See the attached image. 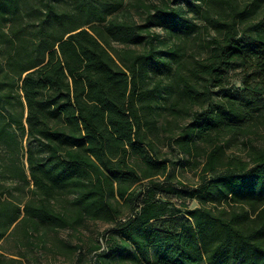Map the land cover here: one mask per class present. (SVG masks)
<instances>
[{
	"label": "trees",
	"instance_id": "16d2710c",
	"mask_svg": "<svg viewBox=\"0 0 264 264\" xmlns=\"http://www.w3.org/2000/svg\"><path fill=\"white\" fill-rule=\"evenodd\" d=\"M178 1L202 29L218 30L201 38L204 57L189 60L188 39L163 53L152 42L160 37L149 31L152 22L187 35L199 28L168 0L127 1L124 8L147 12L144 24L107 18L124 0H108L104 10L80 6L78 14L56 0L29 7L0 0V264L29 263L28 253L49 249L60 229L77 231L89 220L114 224L106 250L98 252L97 238L86 247L60 242L82 257L94 254V264H264V144L249 140L244 156L226 151L231 137L264 124V86L245 80L243 97L228 91L193 109L212 98L209 86L227 81L223 70L236 60L253 61L251 74L264 78V16L251 23L247 42L237 17L247 3ZM263 1H251L249 13ZM215 7L235 16L214 15ZM112 39L144 47H115ZM149 67L167 69L168 83L148 86ZM165 111L174 126L193 111L173 141L194 155L199 186L153 178L166 171L153 141L167 129L159 117L172 123ZM135 154L138 168L130 163Z\"/></svg>",
	"mask_w": 264,
	"mask_h": 264
},
{
	"label": "rangeland",
	"instance_id": "374dc122",
	"mask_svg": "<svg viewBox=\"0 0 264 264\" xmlns=\"http://www.w3.org/2000/svg\"><path fill=\"white\" fill-rule=\"evenodd\" d=\"M22 5L24 7H29L30 5L39 4L43 6L44 1L46 0H22ZM51 2L53 0H50ZM108 0H56L58 7L64 10L75 11L77 14L80 10V6H96L102 10L106 9ZM129 0H124V4L115 12H110L107 15V18L116 16L118 19H133L137 23L144 24L147 21V12L142 9H137L135 5L127 6L125 5ZM134 1V0H130ZM145 1H154L158 2L159 0H145ZM240 8L247 3V6L244 7L246 12L245 15H237L239 20V33L245 38L248 42L254 35L255 31L252 28L251 23L256 22L258 19L264 16V1L260 5H255L254 10L249 13V10L252 9L253 5L250 3L253 0H239ZM169 5L173 7H182L184 11V16L190 18L194 23H196L199 28L191 30L190 34H185V29L180 28L176 32L169 31L166 27L157 22H152L149 25V31L151 33H156L160 37L152 38V42L157 46L160 52H164L168 47L173 46L175 43H180L183 40H187V53L189 60L197 59L204 57L206 55V50L201 45V38H209L211 35H217V29L208 26V31L202 29L204 21H202L194 12L187 11V7L182 5L181 1L178 0H168ZM153 11V10H152ZM214 15L230 17L231 15L235 16V11L222 13L219 7H215L212 11ZM103 24V23H102ZM143 39L145 40L146 33L143 32ZM111 44L115 47H131L135 49H143L144 43L134 41V42H121L117 39H112ZM254 69V62H242L236 60L232 62L228 68L224 71L227 81H225L222 86H209L211 89V99L205 100L203 103L204 107L194 106L193 109L200 111L203 110L209 103H212L227 93L228 91L232 93L233 97H243L244 96V81L247 80L252 86L261 84L264 86V78H254L251 74ZM184 72H187L184 70ZM148 86H152L156 79H163L164 85L168 83L169 72L164 67H161V70L152 71V67H149L148 70ZM161 95H166L165 89H161ZM264 99V92H263ZM162 105V104H161ZM160 108V107H159ZM160 111V109H158ZM163 113V112H162ZM193 111L189 114L182 112L181 117L177 119L178 126H174V120L172 117L165 111L163 117L167 120H171V125H167L165 119L159 117V121L167 129L160 132L157 136L153 137L155 144V152L157 153V160L159 162H164L166 165V171L164 174H158L153 178L172 183L177 187L183 189L185 187H196L201 183L200 176V166H195L194 164V155H189L188 153L182 151L178 144L173 141L178 132L180 126L190 123L192 121ZM226 138L230 135H224ZM251 141L255 146H262L264 144V124L259 123L256 126L250 128V131L240 132L237 137H231L227 146L226 151L228 154H239L245 155L247 153L248 141ZM24 141V145H26ZM201 159V158H200ZM25 160V159H24ZM130 163L137 168L142 165V159L136 154L131 157ZM27 170V167L25 165ZM147 185V179L140 181L138 185V190L144 189ZM169 198L174 203H179L181 198L170 194ZM187 203L190 207L197 206L196 200H187ZM126 211V210H125ZM130 214L127 211L126 215ZM114 227L113 223L96 220V221H87L86 224L79 228L77 231H73L69 228L60 229L58 233L54 234L49 240V249H44L42 247L35 248L33 251L28 253L30 258L29 263L26 264H94L95 256L91 254L90 256L82 257L79 253V250H70L67 245L74 247L75 245L82 244L85 247L88 245L91 239L97 238L101 244V249L98 251L106 250V235L110 229ZM61 240L66 244H61ZM62 242V243H63ZM12 245V242H8L6 246ZM93 255V257H92ZM94 260V261H93ZM93 261V262H92Z\"/></svg>",
	"mask_w": 264,
	"mask_h": 264
}]
</instances>
